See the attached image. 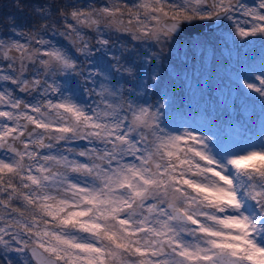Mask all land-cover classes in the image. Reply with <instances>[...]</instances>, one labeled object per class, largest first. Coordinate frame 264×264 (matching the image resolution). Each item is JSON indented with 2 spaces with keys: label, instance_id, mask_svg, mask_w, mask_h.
I'll return each mask as SVG.
<instances>
[{
  "label": "snow or ice",
  "instance_id": "6c2138e0",
  "mask_svg": "<svg viewBox=\"0 0 264 264\" xmlns=\"http://www.w3.org/2000/svg\"><path fill=\"white\" fill-rule=\"evenodd\" d=\"M27 7L0 32V264H264V0Z\"/></svg>",
  "mask_w": 264,
  "mask_h": 264
},
{
  "label": "trees",
  "instance_id": "16d2710c",
  "mask_svg": "<svg viewBox=\"0 0 264 264\" xmlns=\"http://www.w3.org/2000/svg\"><path fill=\"white\" fill-rule=\"evenodd\" d=\"M31 3L33 0H0V32L4 31L6 23L11 22L13 17L17 24L31 23L32 17L29 15L27 7ZM17 5L24 6L23 11ZM221 69L223 70L222 67Z\"/></svg>",
  "mask_w": 264,
  "mask_h": 264
},
{
  "label": "rangeland",
  "instance_id": "374dc122",
  "mask_svg": "<svg viewBox=\"0 0 264 264\" xmlns=\"http://www.w3.org/2000/svg\"><path fill=\"white\" fill-rule=\"evenodd\" d=\"M257 47H258V45H257ZM221 67L223 68V65H221ZM218 70L221 71V74H223V70L221 68Z\"/></svg>",
  "mask_w": 264,
  "mask_h": 264
}]
</instances>
